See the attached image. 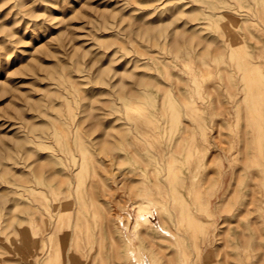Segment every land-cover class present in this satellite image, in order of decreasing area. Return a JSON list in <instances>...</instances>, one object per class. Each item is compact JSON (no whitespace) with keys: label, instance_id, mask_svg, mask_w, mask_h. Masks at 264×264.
<instances>
[{"label":"rangeland","instance_id":"rangeland-1","mask_svg":"<svg viewBox=\"0 0 264 264\" xmlns=\"http://www.w3.org/2000/svg\"><path fill=\"white\" fill-rule=\"evenodd\" d=\"M240 229L264 264V0H0V264H235Z\"/></svg>","mask_w":264,"mask_h":264},{"label":"bare ground","instance_id":"bare-ground-1","mask_svg":"<svg viewBox=\"0 0 264 264\" xmlns=\"http://www.w3.org/2000/svg\"><path fill=\"white\" fill-rule=\"evenodd\" d=\"M233 235H234V238H235V241H236V249H237V254L235 256V262L234 263L235 264H243L242 248L244 246H247L250 249L254 248L256 243H257V238L255 236H252V235H249V234L246 236L242 229H240L237 234H233ZM210 237L211 236L208 235V237L205 238V240L208 242L207 243L208 251H209L210 246H212L214 244V239H212V238L210 239ZM211 243H212V245H211ZM256 247H257V245H256ZM198 248H200V247H198ZM199 252H200V249H199ZM222 262H223V260H222Z\"/></svg>","mask_w":264,"mask_h":264}]
</instances>
